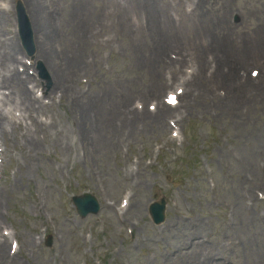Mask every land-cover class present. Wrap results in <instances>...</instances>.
Listing matches in <instances>:
<instances>
[{"label": "rangeland", "instance_id": "obj_1", "mask_svg": "<svg viewBox=\"0 0 264 264\" xmlns=\"http://www.w3.org/2000/svg\"><path fill=\"white\" fill-rule=\"evenodd\" d=\"M114 1L115 4L111 0H59L54 7L61 13L62 19L63 17L67 19L66 27L62 26L65 38H61L60 41L64 53H74L65 50H75L80 45L81 30L77 33L76 25L82 17L78 14H83L85 19L89 17L83 10L75 7L79 3H84L89 8L92 36L83 45L87 61L92 67L89 69L93 72V76H88L90 78L88 95L99 99L105 94L104 89H108L114 99H120L113 100L108 94L111 102L116 105L131 100L137 93L142 94L144 92L142 89L146 86L150 88L153 83L150 79L151 58L156 57L159 44L170 41L174 34L179 35L180 32V41L185 43L190 42L189 38L202 39L212 34L217 38L222 36L227 45L222 53L215 52V45L212 49L204 51L206 55L221 59L224 55L228 58L240 56L236 51L248 50L254 46L252 30L264 31V0H212L205 7L203 4L199 5L190 16H186L183 10L178 11V0H161L159 5L156 0H151L158 5V15L165 23L153 15V8L148 5L149 0H132V7L127 5L128 0ZM135 1H138L137 10L133 12ZM169 1L173 7L166 10L162 7V2ZM180 2L183 7V0ZM59 3H62L63 9L59 8ZM231 9H235L230 20L239 26L236 29L227 24ZM144 14L148 16L147 21ZM172 14L178 16L177 21L173 20ZM133 15L138 18L135 27L129 24ZM241 15L244 18H241ZM11 28L12 24L8 23L5 31L10 33ZM111 36L117 39L118 45L112 42ZM104 37L109 40L105 42ZM107 54H110V57L106 58ZM75 86L79 89L84 87L76 83ZM131 91L134 92L130 93ZM63 107L55 105L48 108V111L67 122L70 115ZM250 120L252 119L244 121L240 128V136L231 143L233 148L231 155H228L230 147L224 148L218 141L222 133L217 128V121L208 117L201 124L202 129L207 131L209 141L214 139L213 148L216 151H208L207 155L211 156L208 162L216 187L212 189L209 187L208 179L200 180L196 177L194 180L190 177L183 184L172 187L170 197L178 202V206L175 213H171V218L188 221V224L176 231L174 225L159 228L149 225L143 227L145 223L142 222L151 196H158L161 188L170 187L167 165L152 168L142 166L139 179L132 183L122 178V168L130 163V157L116 158V147L92 144L91 150L94 155L88 159L87 166L81 163L76 165L74 169L77 170L76 176L70 167L52 164L51 160L58 154L51 146L50 139L42 141L39 134L37 137L42 143L45 159L39 158L36 164L44 167L39 171H29V164L26 169L20 168L14 181L3 186L1 199L8 202L12 221L27 235L23 236L25 240L31 241L30 236L36 233V227L48 224L54 232V241L49 249L43 245L31 250L24 249L19 261L22 264H79L86 258L87 262L93 263L97 257L96 253L103 254L108 250L106 264H191L194 258L187 257L177 261L183 254L176 251L180 247V241L184 240L182 236L188 235L189 229L195 227L198 233L209 236L207 243L209 247L204 250L207 264L218 262L214 259L215 256L211 259V254L214 255L218 244L223 247L219 249L220 254L217 258L223 259L224 264H264V203H255L247 211L239 201L242 188L247 184L252 188L264 189V153L259 152L254 157L253 164H247L244 159L255 144L244 137L243 132L251 133L252 139L259 137L264 142L260 123L251 125ZM58 125L59 123H56L57 127ZM88 129L93 135L91 125ZM155 139L156 135L148 129L141 136L133 138L129 153L137 154L141 146L148 148ZM96 142L104 141L98 138ZM197 142L199 141L196 139L195 144ZM50 153L52 155L49 157ZM148 155L149 153H146L144 158ZM166 158H169V154ZM20 162L22 159L19 158L16 164L20 165ZM88 167L92 168L91 175L86 172ZM64 171L70 174L68 178L65 177ZM245 171L251 173V180L245 178ZM22 173L31 179L32 186H25V181L20 185L16 184ZM155 175L158 176L157 183H149L147 179ZM80 178L92 184L102 201L105 198L115 199L127 186L133 188L134 202L126 218L128 221L139 222V226L132 238L128 239L125 236L112 213L103 211L97 218L87 220L94 224L97 232L98 227L105 231L102 242L92 246L91 243L80 239L79 234L85 228L86 221L78 223L72 212H66L61 196L65 187L70 185L72 193L82 191L77 185V181H81ZM35 204L39 205L38 213L34 211ZM235 205L238 207L232 213L229 207ZM202 221H209L211 228ZM173 251L176 253L174 256L170 255Z\"/></svg>", "mask_w": 264, "mask_h": 264}, {"label": "bare ground", "instance_id": "obj_2", "mask_svg": "<svg viewBox=\"0 0 264 264\" xmlns=\"http://www.w3.org/2000/svg\"><path fill=\"white\" fill-rule=\"evenodd\" d=\"M27 4L31 7L30 12H34L33 25L34 29H36L38 33V35L35 37L38 59L42 60L47 71L52 76L54 85L60 86L62 89L65 88V90H67L71 83L67 78H64L63 75H65L67 71H71L73 73L83 71L85 70V66L81 62L70 59L64 62L63 69L60 67L59 62L57 61L56 53L51 46L52 38L55 33L52 30L50 18H48V16L43 12V0H30V2ZM2 14L3 12L0 11V16ZM260 58L261 57L257 58V61H259ZM9 63V60H5V58L0 55V64H2L4 69L3 73L0 74V90H9V96L12 94L11 91L13 90V94L20 97L22 104H28L30 100L29 95L26 91L22 90V83L18 80V78L13 77L11 78V81L6 79L7 74H15L17 72L16 67L14 66L15 61H12L10 64L12 69H10V66H8ZM72 103H76L74 109L76 112H79L78 117L81 121L82 130L86 135L89 126L87 123L88 105L80 99H75L72 101ZM99 117L101 120L104 119V116L101 113H99ZM158 121V119H155L153 122L158 123ZM244 137L255 144V147L252 146V149H250L249 153L244 157L247 164H253L254 156L259 152L264 153V142H262L260 139H252L250 137V133H244ZM15 256L16 255L8 254L7 241L5 239L0 240V263L16 264ZM197 264H202L201 260H199Z\"/></svg>", "mask_w": 264, "mask_h": 264}]
</instances>
